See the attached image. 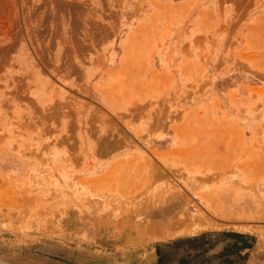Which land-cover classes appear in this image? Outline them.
Segmentation results:
<instances>
[{
    "label": "rangeland",
    "instance_id": "374dc122",
    "mask_svg": "<svg viewBox=\"0 0 264 264\" xmlns=\"http://www.w3.org/2000/svg\"><path fill=\"white\" fill-rule=\"evenodd\" d=\"M231 231L264 264V0H0V264Z\"/></svg>",
    "mask_w": 264,
    "mask_h": 264
},
{
    "label": "trees",
    "instance_id": "16d2710c",
    "mask_svg": "<svg viewBox=\"0 0 264 264\" xmlns=\"http://www.w3.org/2000/svg\"><path fill=\"white\" fill-rule=\"evenodd\" d=\"M221 236L225 238H233L239 239L241 242L240 246L238 244L225 246L222 252L213 255L206 256L210 250L214 248V242H212V237L214 234L211 233H203L199 236L189 237L188 238H179L172 243L166 244V246L171 247V249L176 250L177 252H184L185 255H191L194 259L193 262L184 261V259L180 258L177 260L176 264H209L212 258L222 259L219 264H232V261L227 258L229 254L236 253L238 255L239 252L245 248H250L251 244H247L246 240L248 236L236 234V233H221ZM253 239L252 237H248ZM156 253L158 255V260L156 264H165L161 257V252L159 248H156ZM196 259H199L196 261ZM244 259V256H243Z\"/></svg>",
    "mask_w": 264,
    "mask_h": 264
},
{
    "label": "flooded vegetation",
    "instance_id": "af4514ba",
    "mask_svg": "<svg viewBox=\"0 0 264 264\" xmlns=\"http://www.w3.org/2000/svg\"><path fill=\"white\" fill-rule=\"evenodd\" d=\"M232 240H234V241L231 242L228 245L238 244L240 246L241 242L236 241L235 239H232ZM246 243L247 244H251L249 242H246ZM228 245H226V246H228ZM156 248H159V250L161 252L162 260L164 261L165 264H176L177 260L179 258L178 256L182 253V252H179V253H177V255L175 254L176 256L174 258L173 257L170 258V256H168L167 258L169 260H166L165 254L162 252V249L159 246L156 247ZM251 249H252V246L250 248H245V249L241 250L239 252L240 255H238L236 253H231V254H229V256H227V258L232 261V264H247V263H249V260H250V256H251L250 254H251V251H252ZM220 252H222V250L217 252V253H215L214 255H216V254H218ZM169 254H171V253L169 252ZM186 256H188V259H190V262L194 261V259L192 258V256L190 254L186 255ZM243 256H244V259H243ZM198 260L199 259H196V261H198ZM213 260L219 261L218 264L222 261V259L220 260V259H217V258H214V259L212 258L209 261L210 262L209 264H216V263L212 262Z\"/></svg>",
    "mask_w": 264,
    "mask_h": 264
},
{
    "label": "bare ground",
    "instance_id": "6f19581e",
    "mask_svg": "<svg viewBox=\"0 0 264 264\" xmlns=\"http://www.w3.org/2000/svg\"><path fill=\"white\" fill-rule=\"evenodd\" d=\"M147 214V213H146ZM169 212L168 215L169 216ZM138 216H140L141 214H137ZM133 218V217H131ZM135 223L137 224V228L139 227L140 233L143 235H162L165 229V225L170 224L169 222H167V220H163L161 222H156V221H151L150 217L148 215H145L143 217H137L135 216ZM171 226V224H170ZM187 226V225H186ZM169 227V226H168ZM164 229V230H163ZM162 237V236H161Z\"/></svg>",
    "mask_w": 264,
    "mask_h": 264
},
{
    "label": "crops",
    "instance_id": "0c3cea01",
    "mask_svg": "<svg viewBox=\"0 0 264 264\" xmlns=\"http://www.w3.org/2000/svg\"><path fill=\"white\" fill-rule=\"evenodd\" d=\"M231 233H236V234H240V235H244V236H248V237H252V236H249V235H247L245 232H239V231H231ZM247 237V240H246V242H249V243H251V246H252V249H253V247H254V243H252L251 241H250V238H248ZM233 239V238H232ZM231 239V242H233L234 240H232ZM237 239V238H236ZM238 241H240L239 239H237ZM236 240V241H237ZM230 243V242H229ZM167 248H170L169 246H166ZM215 248V247H214ZM214 248L212 249V250H214ZM223 249V248H222ZM251 249V250H252ZM212 250H210L209 251V253H211V251ZM221 251V250H220ZM214 253H217V252H214ZM186 253H184V252H182L178 257V259H180V258H182V259H184V261H190V259H188V256H186L185 255ZM214 255V254H213ZM157 260H158V255H157V253H156V256H155V258H154V264H156L157 263Z\"/></svg>",
    "mask_w": 264,
    "mask_h": 264
}]
</instances>
